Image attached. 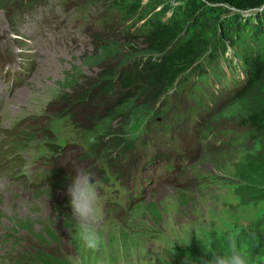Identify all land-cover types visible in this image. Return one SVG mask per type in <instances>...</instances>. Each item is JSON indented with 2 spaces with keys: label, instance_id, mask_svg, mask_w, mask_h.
<instances>
[{
  "label": "rangeland",
  "instance_id": "rangeland-1",
  "mask_svg": "<svg viewBox=\"0 0 264 264\" xmlns=\"http://www.w3.org/2000/svg\"><path fill=\"white\" fill-rule=\"evenodd\" d=\"M122 18L107 0H0V264L36 252L51 264H201L231 243L264 264V140L241 121L261 105L264 77L243 92L242 54L224 40L99 141L92 121L127 89L90 86L126 55L120 38L137 25ZM104 38L113 53L93 56ZM77 168L98 181L93 249L71 218Z\"/></svg>",
  "mask_w": 264,
  "mask_h": 264
},
{
  "label": "trees",
  "instance_id": "trees-1",
  "mask_svg": "<svg viewBox=\"0 0 264 264\" xmlns=\"http://www.w3.org/2000/svg\"><path fill=\"white\" fill-rule=\"evenodd\" d=\"M107 2L125 22L137 25V29L120 38L121 51L126 55L115 61L119 64L104 67L90 86L92 91L99 89L107 94L113 82L118 80L121 89H127L109 103L104 114L92 121L94 138L99 141L117 139L123 128L146 116L144 106L150 99H160L180 78L196 70L201 59L215 54L217 48L223 49L224 40L231 42L242 54L247 73L243 92L253 89L264 77V0ZM105 38V43L96 39L98 45L93 56L113 53L114 43H108ZM135 43L137 50L131 47ZM137 59H140L139 63L130 68V63ZM89 92L84 90L83 94L78 92L73 99H68L83 100L88 98ZM241 121L248 123V128L264 140V95L261 105H256ZM24 261L51 264L53 258L36 252L30 260L28 257Z\"/></svg>",
  "mask_w": 264,
  "mask_h": 264
},
{
  "label": "clouds",
  "instance_id": "clouds-1",
  "mask_svg": "<svg viewBox=\"0 0 264 264\" xmlns=\"http://www.w3.org/2000/svg\"><path fill=\"white\" fill-rule=\"evenodd\" d=\"M74 171L75 175L70 176L71 182L67 187L71 218L80 239L86 247L93 249L98 245V234L102 228L98 211L100 199L97 191L98 181L86 169L77 168ZM183 264H192V258L186 255ZM201 264H247V261L236 245L231 243L228 251L223 254L210 256L205 254V257L201 259Z\"/></svg>",
  "mask_w": 264,
  "mask_h": 264
},
{
  "label": "bare ground",
  "instance_id": "bare-ground-1",
  "mask_svg": "<svg viewBox=\"0 0 264 264\" xmlns=\"http://www.w3.org/2000/svg\"><path fill=\"white\" fill-rule=\"evenodd\" d=\"M237 52V51H236ZM238 53V52H237Z\"/></svg>",
  "mask_w": 264,
  "mask_h": 264
}]
</instances>
